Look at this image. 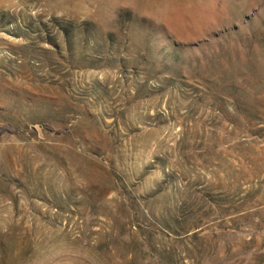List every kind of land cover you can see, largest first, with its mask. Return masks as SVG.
I'll use <instances>...</instances> for the list:
<instances>
[{
	"label": "rangeland",
	"instance_id": "rangeland-1",
	"mask_svg": "<svg viewBox=\"0 0 264 264\" xmlns=\"http://www.w3.org/2000/svg\"><path fill=\"white\" fill-rule=\"evenodd\" d=\"M0 264H264V0H0Z\"/></svg>",
	"mask_w": 264,
	"mask_h": 264
},
{
	"label": "trees",
	"instance_id": "trees-1",
	"mask_svg": "<svg viewBox=\"0 0 264 264\" xmlns=\"http://www.w3.org/2000/svg\"><path fill=\"white\" fill-rule=\"evenodd\" d=\"M17 131L18 130L11 123H7V124H4V125L0 126V134H4V133H17Z\"/></svg>",
	"mask_w": 264,
	"mask_h": 264
}]
</instances>
